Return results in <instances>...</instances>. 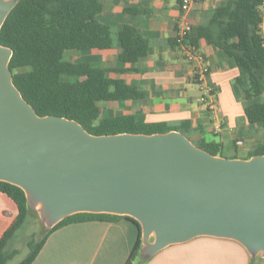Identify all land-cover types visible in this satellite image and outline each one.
Wrapping results in <instances>:
<instances>
[{"label": "water", "instance_id": "95a60500", "mask_svg": "<svg viewBox=\"0 0 264 264\" xmlns=\"http://www.w3.org/2000/svg\"><path fill=\"white\" fill-rule=\"evenodd\" d=\"M16 1L0 0V28ZM11 54L0 44V180L24 191L46 228L78 212L128 215L143 257L202 235L264 257V153L225 157L179 130L96 135L39 116L12 81Z\"/></svg>", "mask_w": 264, "mask_h": 264}, {"label": "trees", "instance_id": "16d2710c", "mask_svg": "<svg viewBox=\"0 0 264 264\" xmlns=\"http://www.w3.org/2000/svg\"><path fill=\"white\" fill-rule=\"evenodd\" d=\"M263 3L264 0H226L212 9L208 19L197 28L198 37L221 49L241 66L236 82L249 101L245 114L250 123L259 122L263 126L259 154L264 153V43L260 27ZM102 8L99 0H17L0 28V44L12 50L8 63L12 81L39 116L56 114L74 119L96 135L157 132L154 123L145 122L132 113L96 118L100 101H145L148 98L135 86L108 76L110 71L122 73L134 68L106 67L65 57V51L81 54L91 48L116 45L121 48L120 62L133 63L147 53V40L133 27L124 26L114 31L101 23L97 14ZM173 41L179 47L175 38ZM191 42L194 44L193 38ZM254 98L257 101L251 103ZM174 130L183 132L192 143L209 153L222 155L220 146L214 142L193 141L187 134L190 130L187 121ZM0 191L17 207L15 218L0 236V264H7L19 251L13 242L25 228L30 211L36 208L15 184L0 180ZM121 217L128 218L137 227L136 241L124 264H135L137 259V264H144L149 257L140 254L139 222L128 215L105 212H78L50 228L45 227L41 237L31 236L27 240L28 251L16 264H31L49 234L61 226L90 220L116 221Z\"/></svg>", "mask_w": 264, "mask_h": 264}, {"label": "crops", "instance_id": "0c3cea01", "mask_svg": "<svg viewBox=\"0 0 264 264\" xmlns=\"http://www.w3.org/2000/svg\"><path fill=\"white\" fill-rule=\"evenodd\" d=\"M99 1L103 5L97 14L101 23L114 31L124 26L133 27L148 44L147 53L133 63L119 61L121 48L117 45L81 52L80 57L85 62L134 68L122 73L110 71L108 76L120 78L148 96L145 101H114L119 109L106 115L132 113L145 122L154 123L157 132L174 130L187 121L190 125L187 134L193 141L214 142L225 157L249 158L259 154L263 126L259 122L250 123L245 114L249 101L236 82L242 71L240 64L197 36V28L208 19L209 12L226 0H197L185 14L192 26L190 40L193 38L209 68L206 82L214 87L217 112H211L199 101L202 82L194 72L196 63L188 61L174 44L176 20L180 16L179 0ZM260 11L264 36V3ZM256 101V98L250 100L251 103ZM16 214L14 201L0 191V236ZM136 237L137 227L126 217L116 221L69 223L49 234L31 264H124ZM254 261V256L240 242L202 235L170 244L144 264H257Z\"/></svg>", "mask_w": 264, "mask_h": 264}, {"label": "built area", "instance_id": "2783aa9c", "mask_svg": "<svg viewBox=\"0 0 264 264\" xmlns=\"http://www.w3.org/2000/svg\"><path fill=\"white\" fill-rule=\"evenodd\" d=\"M197 0H179V12L180 16L176 20V44L182 50L184 57L190 61L195 62L196 66L194 72L200 82H202V94L199 97V101L206 105L207 109L211 112H217V103L215 100V90L212 85L206 82V77L209 72L208 65L205 61L204 55L199 52L194 44L190 40V33L192 26L186 20L185 14L191 8L192 4ZM263 43H264V36ZM241 143V142H238Z\"/></svg>", "mask_w": 264, "mask_h": 264}, {"label": "rangeland", "instance_id": "374dc122", "mask_svg": "<svg viewBox=\"0 0 264 264\" xmlns=\"http://www.w3.org/2000/svg\"><path fill=\"white\" fill-rule=\"evenodd\" d=\"M64 54L65 57L71 61L78 60L82 62L80 54L74 51H65ZM113 102L114 101H107L105 102V104L99 103L96 118L98 119L101 116H105L106 114H112L114 112V109L115 110L119 109L116 108ZM223 154L226 155L227 152L224 151ZM44 231H45V224L42 223V221L40 220L38 210L32 209L29 213L28 221L25 225V228H23V230L20 231V236L13 242V246L16 247L19 251L17 255H15L14 258L8 262V264H14L20 261L28 251V248L26 246L27 240H29L31 236H34L35 238L41 237ZM138 260L139 259L135 261V264H137ZM254 260H255L254 262H256L257 264H264V257H262L260 254L254 256Z\"/></svg>", "mask_w": 264, "mask_h": 264}]
</instances>
